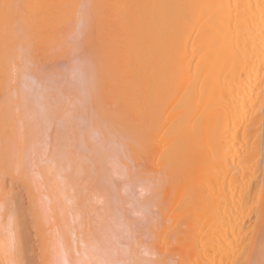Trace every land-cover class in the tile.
Wrapping results in <instances>:
<instances>
[{
    "label": "bare ground",
    "instance_id": "obj_1",
    "mask_svg": "<svg viewBox=\"0 0 264 264\" xmlns=\"http://www.w3.org/2000/svg\"><path fill=\"white\" fill-rule=\"evenodd\" d=\"M62 1H61V4H62ZM84 1H86V0H84ZM96 1H97V5L99 8V10L97 9V13H98V18H100V21L97 23L98 26H96L95 24L93 25L94 28L96 26L94 33L97 36H100L102 33L101 27H104V26H105V28L103 30H105L106 32L108 30V32H109V31H111L110 25L115 23V25L117 26V30H115L114 34L117 35L118 38L121 39V40L117 39V44H119V45L116 44L117 49L119 48L117 51L123 52V48H124V52L126 51L127 55H129V54L134 55L138 52L137 51L138 48H139V50L141 49V55H142V61H143L142 71L144 73L143 83L142 82L141 83L143 85L142 88H144V90H138L139 96H136V97L133 96L132 100L134 101L133 102L134 104H136V102L138 103L137 106H139V111H140V118H141L140 142H141V144L140 143L139 144L141 145L140 148L142 149L141 153H143V156H144L143 157L144 158L143 165L145 166V168L144 167L143 168H144V170L146 169V172H144L145 173L144 176L146 177V180L152 182L150 184L151 187L148 185L150 187V188L148 187L149 194L147 195V197L145 199L153 201L154 206L157 208V212H158L159 217L160 216L163 217V218L160 217L162 219V220H160V224H162V226H163L165 221L168 222L167 224L165 222L166 226L162 227L163 232H164V227H167L168 224L170 225L168 227L171 228V226H173V224H175L176 222L182 221L181 224L184 226V228L187 229L191 234H194V236L192 235L193 237H190L189 239L194 241L193 242V244L195 246L194 248L195 249L197 248L196 253H200L199 251L201 250L202 245L201 246L199 245V239L200 238L198 239V241L195 240V236L197 234L196 232H200V231H203L205 229H210L214 226L218 230H220L219 235L221 236V238H220V240H219V238L217 240H219L221 242L224 238L231 236L232 234L234 236L235 232L239 233L242 230V223H243V219L245 217L244 212H245V210H247L246 208H247L249 203H252L254 201L256 204V208L253 209V212H254L253 214L260 217L264 213V80H262V81L260 80V84H256V82L259 83L258 77L260 76V74L262 75V77L264 75V0H106V4H104V0H96ZM7 2H9V1H7ZM33 2L34 3L36 2V4L39 5L37 0L36 1L33 0ZM69 2H67V3H69ZM11 3H13V2H11ZM34 3H32V4L34 5L33 7L35 8V11H36L37 5H35ZM55 3H56V0H55ZM57 3L60 4V1L58 0ZM48 4H50V1ZM73 4H76V3L72 2V4H71V2H70L71 6H73ZM13 5L14 4H12V6ZM16 5L17 4H15L14 7L18 8ZM18 6L20 7L19 2H18ZM31 6H30V8H31ZM52 6H54V5H52ZM87 6L89 7V4H87ZM75 7H76V5H75ZM23 8H24V5H23ZM58 8L59 7L57 6V10H58ZM26 9H27V7H26ZM26 9H24V12L26 11ZM75 9H74V11H75ZM16 10L14 9V12H16ZM105 10L108 14L107 13L103 14L105 12ZM17 11L20 12V10H17ZM32 11L35 14L33 9H32ZM29 12L31 15V11H29ZM20 13H22V12H20ZM69 13H72V12L69 11ZM69 13H68V15H69ZM13 14L15 15V13H13ZM17 14H16V16H19V14L18 15ZM59 16H60V14H59ZM23 17H24V14H23ZM23 17H22V19H23ZM49 17H50V15H49ZM49 17H48V19H49ZM33 18H36L37 20L39 19L38 21H40V19H42V16H41V18L40 17L38 18L37 16H34ZM33 18H32V20H33ZM16 20L17 21L19 20L21 22V18L16 19ZM16 20H14V21H16ZM26 20H25V23H27ZM60 20H58V24L60 23L59 22ZM45 21L48 22L47 19ZM84 23H85V21H84ZM36 24H37V22H36ZM19 27H20V24H19ZM19 27H17V29H18V33L20 34V31L23 29V26L21 29ZM37 27H38V25H37ZM106 27H107V30H106ZM41 28L44 29V26ZM39 29H40V27H39ZM83 32L84 31H82V33ZM25 33H26V31H25ZM37 34L35 36H37ZM32 36H33V33H32ZM18 37H19L18 38V40H19L20 36H18ZM38 37H40V36H38ZM41 37L43 38V36H41ZM26 38H27L26 43L27 44L30 43V42H28V36ZM31 40H32V38H31ZM25 41H26V39L24 40V43H25ZM32 41H34V40H32ZM39 41H40V39H38V43H39ZM111 41L113 43V39H111ZM107 42H109V41H107ZM111 44L109 43V45H111ZM0 45H2V44L0 43ZM30 45L31 44H29V47H30ZM5 46H7V45H5ZM38 46L41 49L42 45L41 46L38 45ZM88 46H90V45H88ZM120 46H121V48H120ZM122 46H123V48H122ZM23 47H24V49L21 48V51L23 50V53H27V51H25L26 47L25 46H23ZM30 48H32V47H30ZM11 49H12V47H11ZM13 49H12V52H13ZM86 49H87V47H86ZM90 49H89V51H90ZM35 50H37V49H35ZM31 52H32V49H31ZM31 52H30V54H32ZM18 53H19V55H21L20 54L21 52H18ZM71 53H73V51ZM89 53L90 52H88V54ZM9 54H10V52H9ZM13 54L15 56L17 55L16 53H13ZM13 54H12V58H11L12 60L14 58ZM81 54L79 53V54H77V56L78 55L81 56ZM90 55H91V53H90ZM91 56H94V55H91ZM34 57H35V55H34ZM64 57H65V55H64ZM84 57L87 58L86 56H84ZM94 57L96 59V56H94ZM41 58H42V56H41ZM74 58H75V56H74ZM20 59L21 58L18 59V63L20 62L19 61ZM90 61H91V59H90ZM90 61L89 60L87 61L88 62L87 68L89 67ZM93 61H94V58H93ZM10 62L11 63L12 62L17 63L16 60L10 61ZM4 65H5V63H4ZM12 65H13V63H12ZM85 65H86V63H85ZM136 65H137V63H136ZM5 66L7 68V65H5ZM8 66H9V63H8ZM28 66H29V64H28ZM131 66H132V64H131ZM14 67L17 68L16 65ZM32 67L33 66H31V68ZM10 68H12V66H10ZM21 69H22V72H24L23 67H21ZM8 71L10 72V70H8ZM35 71L37 72V68ZM130 71H131V69H130ZM18 72H21V71L19 70ZM31 72H33V71H31ZM85 72H86V70H85ZM97 72H99V71H96V70L92 71V69H90V71H88L87 76L85 75L86 76L85 83L87 86H92V85L96 86V84L99 83L98 75L96 74ZM21 74H23V73H21ZM27 74H29V73H27ZM139 74H140V71H139ZM48 76L49 75H47V77ZM62 76H63V74H62ZM22 77H24V74ZM26 79H25V81H26ZM64 80H62V81H64ZM30 82H31V80H30ZM58 83H61V82H58ZM130 83H131V81H130ZM3 85H5V84H3ZM31 85H32V82H31ZM34 85H36V84H34ZM136 85H138V84H136ZM260 85H261V87H260ZM80 86H82V85H80ZM133 87H134V85H133ZM20 89H21V87H20ZM106 89H108V88L106 87ZM135 91L136 90H133V89L131 90V96L136 94ZM24 92L26 93L27 90ZM92 92H93V90H92ZM22 93L20 94L21 96H22ZM89 93H91V92L89 91ZM38 94H40V92H38ZM126 95L128 96V94H126ZM17 96H19V95L17 94ZM7 97H8V95L6 96V98ZM11 97H12V95H11ZM25 97L27 98V96H25ZM13 98H14V96H13ZM24 98H22V100L25 101ZM3 99H5V98L3 97ZM16 99H18V98H16ZM5 101H6V99H5ZM9 101L13 102L8 97L6 102L9 103ZM24 101L22 103H24V105H26L27 102L25 103ZM87 101H88V107H87V105L85 106L87 108L85 111H88L92 115L94 112H96V109H97L94 94H92L91 97H89V100H87ZM81 102H82V100H81ZM20 104H21V102L19 100V106L16 105V107L22 106V104L21 105ZM5 105L6 104H4L3 112L5 109ZM12 105H13V103H12ZM34 105H36V104L34 103ZM34 105H33V107H34ZM30 106H32V105L30 104ZM41 106H42V104H41ZM6 107H7V105H6ZM26 107L27 108H23V109L28 110V112L30 111V115H28L29 117L26 116L27 120H28L26 122L30 123L35 118V116L33 114L34 118H32V116H31L32 112L29 109V106H26ZM12 109L13 108L11 107V110ZM21 109H22V107L20 108V110ZM23 109L21 110L22 112H23ZM34 109H37V107L36 108L34 107ZM40 109L41 108H39V110ZM45 110H46V108H45ZM12 112L13 111H10V113H12ZM24 112H23V115L27 114V111L25 114H24ZM46 112H47V110H46ZM110 112H111V110H110ZM137 112H138V110H137ZM41 113H40V115H41ZM18 114L16 116H18ZM11 115L14 117L15 112ZM131 115L132 114H130V117H131ZM92 116L94 117V115H92ZM96 116H97V114H96ZM5 117L7 120V116H5ZM45 117H47V116H45ZM48 117H49V115H48ZM83 117H84V115H83ZM24 118H23V122H25ZM31 118H32V120L30 121ZM58 118H57V120H58ZM119 118H121L120 115H119ZM1 119H3V118H1ZM40 119L41 118H39V120ZM42 119H43V116H42ZM115 119H116L115 125H114L115 121H113V124H112V126H114V127L118 124L117 117ZM11 120H12V118H11ZM14 120L11 122H14ZM48 120L49 119H47V121ZM120 120L121 119H119V121ZM19 121H21V120H19ZM33 121L36 122V119ZM85 121H86V119H85ZM0 122H2V121L0 120ZM8 122H9V120H8ZM39 122L37 121V124ZM97 122L99 123V120H97ZM28 123H27V127L29 125ZM33 123H31V124H33ZM98 123H97V125H95V127H97L99 125ZM24 124H26V123H24ZM132 124H133V122H132ZM7 125H9V124H7ZM11 125L12 124H10V126ZM43 125H45V123ZM48 125H50V124H47V126ZM93 125L94 124H92V122H91V127H93ZM129 125H130V123H129ZM0 126L3 128L2 131L4 132V127L2 125H0ZM31 126L32 125H29L30 128H32ZM79 126H81V125H79ZM124 126L125 125H123V127ZM131 126L132 125H130V127ZM14 127H15V125H14ZM30 128H28L29 131L27 130V133H28L27 137L29 140L28 143L33 145L35 142H38L37 140H38L39 136L37 138L36 132H37V129L39 130V128L37 127L36 130H33L34 128L30 130ZM132 128L133 127H131V129ZM80 129H82V128H80ZM90 130H91V128H90ZM123 130H126V129H123ZM128 130H129V126H128ZM13 131H15V128L13 129ZM16 131H17V128H16ZM16 131H15V133H17ZM24 131H25V126H24ZM80 131H82V130H80ZM92 131H93V129L91 130V132ZM97 131H98V129H97ZM121 131H119V132H121ZM8 132H9V130H8ZM88 132H89V130H88ZM129 132H132V130H129ZM97 133L99 134V132H97ZM12 134L15 135L14 132H11L10 135H12ZM89 134H90V132H89ZM132 135H131V137H132L131 139H133V137H134ZM137 135H138V133H137ZM98 137L100 139V136H98ZM104 137L105 136H103V138ZM6 138L7 137H3V140L6 141ZM103 138H101L102 141H103ZM40 139H42V137ZM83 139H84V137H83ZM106 139H108V138H106ZM7 140H8V138H7ZM9 140H10V137H9ZM1 141H2V139H0V142ZM12 141H13V139H12ZM44 141H45V139H44ZM107 141H109V140H107ZM39 142H41V141L39 140ZM110 143H112V142H110ZM118 143L119 142H117V144ZM100 144H101V141L98 145H100ZM103 144L104 143L102 142V144L100 146H102ZM106 144H109V143L106 142ZM113 144H115V143H113ZM44 145H45V142H44ZM100 146L97 148L98 151H99ZM40 147L42 150V146H40ZM40 147H38V148L40 149ZM96 147L97 146H94L93 148H96ZM117 147H119V144ZM29 148L30 149L32 148L31 145L29 146ZM35 148H37V145ZM113 148H115V147H113ZM23 149H25V148H23ZM101 149L105 153L103 146L101 147ZM44 150H45V146H44ZM49 150H50V148H49ZM65 150H66V148H65ZM35 151H36V149H35ZM7 152H8V149H7ZM40 152H45V151H40ZM106 153H108V152H106ZM11 154L13 155V152L12 153L10 152V155ZM6 155L9 158L10 155H8V154H6ZM12 155H11V157H13V156H14V158L17 157L15 154L13 156ZM43 155H44V153H43ZM48 156H49V154H48ZM100 157H102V156H100ZM19 158H18V160H19ZM27 158H28V156H27ZM103 158H104V156H103ZM106 158H108V157L106 156ZM32 159H34V157H32ZM30 160L31 159H29V162H30ZM104 160H105V158H104ZM104 160H102V161H104ZM13 162H14V160H13ZM19 162L22 164L23 161L21 162L19 160ZM19 162H18V164L20 165ZM31 162H34V161L32 160ZM125 164H122V165L124 166ZM19 165H17V163H16V166H19ZM35 165H36V163H35ZM30 166H31V168L33 167L32 165H30ZM46 166L47 165L44 166L45 169H46ZM242 166H245L248 168V170L246 169L247 172L245 169L243 172V174L246 172L245 173V179H246V177H248L249 169L250 170H256V171H258L260 169V173L258 176H256V178L252 177V178H255V180H254L250 177L251 176V171H250V175H249L250 179H249V177L246 180L242 179V181H239V184L234 185L233 182H232L233 184L231 183L232 177L235 173H238L239 168ZM48 167H49L47 169L48 176L47 175L42 176L43 172L41 173V171H39V169L37 168L38 169L37 171H39V174L41 173L42 180H43L42 182L40 181V184L41 183H42V185L45 184L46 188H50L51 191L54 190L57 192L56 193V195H58L57 200L59 199L58 202L56 200L57 204L60 201L59 196L61 198L62 197L65 198L66 201L71 199L70 197L74 194V193H72L73 189H72V186H70V182H67L66 178L62 177V175L60 173V171L62 169H60V166L55 167L53 165H50ZM79 169H80V167H79ZM133 169L135 170V167H133ZM133 169H132V166L129 168V170L130 171L132 170V172L134 171ZM234 169H236V170H234ZM106 170H107V168H106ZM18 171H19V169H18ZM37 171H36V169L34 170V172H37ZM44 172L46 174V171H44ZM233 172H235V173H233ZM254 172L255 171H253V173ZM106 174L108 175L109 173L106 172ZM238 174H236V175H238ZM79 175H80V173H79ZM133 176H135V175H133ZM239 179H240V177H239ZM139 180H141V179L139 178L138 181ZM146 180L144 179V182ZM237 180H238V178H237ZM250 180H252V181H250ZM37 181H39V180H37ZM2 182H4V181H2ZM142 182H140V183H142ZM37 184L39 186V183H37ZM3 188H4V190L6 189L5 187H3ZM46 188H45V190H46ZM42 189H44V187ZM2 190L0 192H2ZM6 191H7V189L5 190V192ZM142 192H143V190H142ZM75 193H77V192H75ZM42 194H44V193H42ZM47 194H48V192H47ZM52 195H53V193H52ZM44 196H45V194H44ZM75 197L73 195L72 199H75ZM19 198H21V197H19ZM31 198H32V196H31ZM40 198L42 199V195ZM38 200H39V197H38L37 201ZM19 201H21V199ZM46 201H47V198H46ZM49 201H50V199L48 198V202ZM62 201H63V199H62ZM62 201H61V203H62ZM8 202L7 203L10 204L9 205L10 206V209H9L10 213H8L9 216L4 213L6 216H8V218H6L7 219L6 221L4 220L2 232L0 234V256L2 255L1 258H4V260H6V263L8 262L7 264H15L16 262H20V260H21V257H22L21 253H22V248H23L22 244L24 242V236L26 234H25L24 222L22 219V215H23L22 208L19 206V204L17 202H15L14 200H12L10 198H9ZM73 202H74V200H73ZM41 203H42V201H41ZM54 203H55V201H54ZM86 203H87V201H86ZM46 204H47V202H46ZM69 205L71 207L70 203H69ZM81 205H83V203H81ZM53 206H54V204H53ZM28 207L29 206H27L26 209H29ZM42 207H44V206L42 205ZM77 209H78V207H77ZM64 210H65L64 208H60V211H64ZM47 212H49V211H47ZM76 213H77V215L80 214V213L78 214L77 211H76ZM81 213L83 214L84 212H81ZM73 214H74V212H73ZM85 214H87V213L85 212ZM51 216H52V214H51ZM80 216H81V214H80ZM80 216H79V218H77V220L80 219L81 220L80 222H82L81 217H83V216H81V217ZM3 217L5 218V216H3ZM51 218L52 217H50V219ZM164 218H165V221L163 222ZM44 219H45V217H44ZM53 219H54V221L56 220L55 217ZM60 219L64 221L62 215L60 216ZM87 220H88V218H87ZM64 222H63L64 225H63L62 231L60 228L59 229L57 228L61 232L57 231L58 233L54 234L55 235L54 236V239H55L54 240V246L56 243V246L58 247L57 250L54 249V250H56V252L54 251L55 252L54 254L56 255L57 258L54 257L53 261H51L52 259L51 260L49 259L51 261L50 263L53 262V264H58V263L59 264H99V261L97 262V260H96L97 253L95 255L94 250H93V253L91 252L92 249L95 247L85 246V245L82 246L81 243H78L77 242L78 240H79V242L82 241V237L80 236V238H81V240H80L79 235L77 236L78 233L75 229V226L73 228V227H71V224L69 225V224L64 223ZM84 222L85 221H83V225H84ZM36 223H38V222H36ZM73 225H75V224H73ZM86 226H84V227H86ZM158 226H160V225L158 224ZM77 227H78V224H77ZM174 227H176V226H174ZM86 228H88V227H86ZM48 229H50V228H47V231H48ZM212 229H214V228H212ZM83 230H84V228H83ZM67 231L72 232V235L74 234L73 231H75L74 237L73 238L71 237L68 239V236L66 234ZM54 232H55V230H54ZM84 232H86V231H84ZM151 232H152V234L155 233V232L153 233V231H151ZM42 233H44V232H42ZM81 233H82V231H81ZM215 233H216V231H215ZM45 234H47V233H45ZM93 234H94V232H93ZM170 236H168V237H170ZM199 237H200V235H199ZM160 238H162V236ZM193 238H194V240H193ZM73 239H75V240L77 239V241H73ZM69 240L72 241V243H71L72 246L70 245V242H68ZM83 240H84V238H83ZM217 240H215V241L217 242ZM263 241H264V239H263ZM76 242H77L78 246L76 245ZM84 242H85V240H84ZM88 242H89V240H88ZM190 242L191 241H189V243ZM73 243H75L74 246H73ZM191 243H190V246H192ZM201 243H202V241H201ZM80 244L83 248L82 247L79 248ZM86 244H87V242H86ZM103 245H104V242H103ZM117 245H116V247H117ZM92 246H93V244H92ZM182 246H183V244H182ZM75 247H77V248H75ZM88 247H89V250H88ZM90 247H91V249H90ZM198 247L199 248L201 247L200 250H198ZM203 247H206V246L204 245ZM108 248L105 251H108ZM211 248L207 247V248H204V250L205 249L206 250L208 249L209 251L212 249H213L212 251L215 250V248H212V249ZM217 248H219V249H217L219 254H221L223 252V250L227 251L226 246H223V248H222V246H219V247L217 246ZM104 249H106V248L104 247ZM228 249L230 250L231 248H228ZM101 250H103V249L101 248L100 251ZM219 250L222 252L220 253ZM233 250H234V248L232 250H230V252H232ZM96 252H98V251H96ZM226 253L227 252H225V254ZM45 254L46 253H44V255ZM50 254H51V252H50ZM135 254L136 253H134V254H132V252L130 253L129 259H127V260H129V262L127 261L128 264H137L140 262V259L138 260L139 257L136 259ZM230 254H233V253H230ZM107 255H106V257H107ZM198 256H199V259L201 258L200 260H202V258H203L202 253H201V255L200 254L197 255V257ZM133 257H135V258H133ZM228 257H226V258H228ZM40 258H41V256H40ZM52 258H53V256H52ZM110 259H111V256H110ZM118 259H119V257H118ZM54 260H56L58 263H56V261H54ZM200 260H198V261H200ZM223 260H224V257H223ZM120 261L122 262L123 260H120ZM261 261H262V259L259 260V263ZM42 262H43V260H42ZM25 263L26 262L24 261V264ZM50 263H48V264H50ZM108 263H110V262H106V264H108ZM103 264H104V262H103Z\"/></svg>",
    "mask_w": 264,
    "mask_h": 264
},
{
    "label": "rangeland",
    "instance_id": "obj_2",
    "mask_svg": "<svg viewBox=\"0 0 264 264\" xmlns=\"http://www.w3.org/2000/svg\"><path fill=\"white\" fill-rule=\"evenodd\" d=\"M37 1L39 5H37L36 2L34 3L33 0H22V1L21 0L20 1L19 0L18 1L17 0H5V1L0 0V35L2 36V37L0 36V43L2 44L0 45V50H1L0 51V84H1L0 85V120L2 121L0 122V125L4 127V132L6 133L5 134L2 131L3 128L0 126V139H2V141L0 142V186H1L0 191L3 189L2 190L3 193L0 192V234L2 232L4 220L5 221L7 220L6 218H8L9 216L8 213H10L9 212L10 204H8L9 203L8 200L10 198L14 200L15 202H17L19 206L22 208V213H23L22 219L24 222L25 234H26L24 236V242L22 244L23 248H22V253H21L22 255L21 260L20 262H16L15 264H18V263L24 264V261L26 262L25 264H48L51 261H53L54 257H56L54 253L58 249V247L56 246V243L54 246V240H55L54 234H57L58 232L62 231L64 221H65L64 223H67L69 225L71 224V227L73 228L75 226V229L78 233L77 236L79 235V238L80 236L82 237L81 242H79V240L77 241V239L76 240L73 239V241H77L78 243H81L82 246L85 245V246L95 247L92 249V251L91 250L90 251L93 253V250H94L95 255L97 253L96 260L97 262L99 261V264H103V262L104 264H106V262H110L108 264H114V263L115 264H119V263L128 264L129 260L127 259H129V255L131 252L132 254L136 253L135 254L136 259L139 257L138 260L140 259V262L138 261L139 263L137 264H192V263L193 264H244V263L245 264H264V261H263L264 260V251H263L264 250V241H263L264 239V213L260 217L253 214L254 213L253 209L256 208V204L254 201L252 203H249L250 205L248 204L246 208L247 210H245L244 212L245 217L242 223V230L239 233L235 232L237 235L234 233V236L232 234L231 236L224 238L220 242L219 241L221 238V236L219 235L220 230H218L214 226L212 227L214 229L210 228V229H205L200 232H196L197 234L195 236V240L198 241V239L200 238L199 245L200 246L202 245L201 246L202 248L200 247L201 250L198 247V250H200L199 251L200 253H196L197 248L196 249L194 248L195 247L193 244L194 241L189 239L190 237H193L194 234H191L187 229L184 228V226L181 224L182 221L176 222L177 224L176 223L173 224L171 228L168 227L170 226L168 224L167 227H164V232H163L162 227L166 226L165 218L163 219V222L164 221L165 222H164V225L162 226V224H160V220H162L161 218L163 217L162 216H160L161 218L159 217L157 208L154 206L153 201L148 200V199L147 201L145 199L147 195L149 194L148 187L149 186L151 187L150 184L152 182L146 180V177L144 176L145 175L144 172H146V169L144 170L145 168V166L143 165L144 156H143V153H141L142 149L140 148L141 147L140 145L141 144L140 142V130H141L140 129V124H141L140 111H139V106H137L138 103L136 102V104H134L133 103L134 101L132 100L133 96L135 97L139 96L138 90H144V88H142L144 73L142 71L143 61H142L141 49L139 50L138 48L137 50L138 52L134 55H130V54L127 55L126 51L124 52L123 46H122L123 52L117 51L119 49V48L117 49L116 47L117 39H120V38H118V36L114 34L115 30H117V26L115 25V23L110 25L111 31L109 32L107 30V27H106L107 32L103 30L105 28L104 26V27H101L102 33L100 36H97L94 33L96 26H98L97 23L100 21V18H98V13H97V9L99 10V8H98L96 0H86V1L84 0H63V1L59 0L60 4L57 3L58 0H56V3H55V0H42V1L40 0L41 2L39 0ZM49 1H50V4H48ZM61 1H62V4H61ZM69 1L71 2V4L72 2L76 4H73V6H71ZM18 2H19L20 7L18 6ZM32 3L37 5L36 11ZM12 4L14 5L12 6ZM15 4H17L16 6L18 8L14 7ZM51 4L54 6H52ZM87 4H89V7L87 6ZM104 4H106V0H104ZM23 5H24V8H23ZM75 5L77 8L75 7ZM57 6L59 7L58 10H57ZM14 9L20 10V12L24 14V17H23V14L17 10L16 12H14ZM24 9H26L25 12H24ZM32 9L34 10L35 14L33 13ZM71 9L73 11L75 9V11L73 12ZM29 11H31V15ZM69 11L72 13H69ZM13 13H15V15ZM17 13L18 14L20 13L19 16H16ZM105 13H107L106 10L103 14ZM34 16H37L38 18L39 17L41 18L42 16V19L38 21L39 19L37 20L36 18H33ZM15 18L16 19L21 18V22L19 20L17 21ZM45 18L48 20V22L45 21L46 20ZM14 20H16L20 24V27H19V24ZM25 20L27 23H25ZM58 20H60L59 24H58ZM94 24L96 25L95 28L93 27ZM22 26H23V29L21 30L22 32L20 31V34H19L17 27L21 29ZM43 26H44V29L41 28ZM82 31L84 32L82 33ZM32 33H33V36H32ZM35 33L36 34L38 33L37 36H35L36 35ZM17 35L20 36L19 40H18L19 37ZM27 36H28V42H30L28 44L26 43ZM41 36H43V38ZM31 38L34 41H32ZM25 39L26 41L24 43ZM38 39H40L39 43H38ZM111 39H113V43ZM109 43L110 44L112 43L113 45L112 44L109 45ZM29 44H31L30 47L32 48L29 47ZM38 45L40 46L42 45L41 49ZM23 46L26 47L25 51H27V53L29 52L28 54L23 53V50L21 51V48L24 49ZM11 47L12 49L14 48L13 52H12ZM88 48L89 49L91 48L90 51ZM31 49H32V52H31ZM92 49L94 51L96 50L95 51L96 53ZM72 51L73 53H71ZM87 51L90 52L91 55L96 56V59L94 56H91L90 53L88 54ZM18 52H21L20 53L21 55H19ZM30 52L32 54H30ZM13 53H16L17 55L15 56ZM79 53L80 54L82 53L81 56L80 55L77 56V54ZM12 54L14 57L13 60L11 59ZM83 55L86 56L87 58H85ZM41 56L43 59L41 58ZM92 57L94 58V61ZM17 58L18 59L21 58L19 60L20 61L19 63H18ZM14 60H16L17 63L12 62L13 63L12 65L10 61H14ZM88 60L90 62H89V67L87 68ZM4 63L5 65H7V68L4 65ZM8 63H9V66H8ZM15 65L17 68L14 67ZM10 66H12L13 69L10 68ZM31 66L33 67L31 68ZM21 67H23L24 72H22ZM35 67L37 68V72L35 71L36 70ZM90 69H92V71L93 70L99 71L96 73L98 75V81H99V83L97 82L98 84H96V86L94 85L87 86L85 83V78L88 74V71H90ZM8 70H10V72ZM19 70L21 72H18ZM139 71H140V74H139ZM21 73L24 74V77H22L23 74ZM47 75L49 76L47 77ZM30 80L32 82V85H31ZM258 80H259V83L256 82V84H260V80L261 81L264 80V75L262 77V75L260 74V76L258 77ZM58 82H61V83H58ZM33 83L36 85H34ZM106 87L108 89H106ZM132 89L136 90L135 91L136 94L131 96ZM26 90L27 92L25 93L24 91ZM37 91L40 92V94H38ZM89 91L91 93H89ZM21 93L23 97L20 95ZM17 94L19 96H17ZM92 94H94L95 96L96 106H97L96 112L92 114L94 115V117L88 111H85L87 109L85 106L87 105L88 107L87 100H89V97H91ZM126 94H128V96ZM7 95L9 99H11L13 102H10V101L9 103L6 102L8 98V97L6 98ZM25 96H27V98ZM3 97L6 99V101L5 99H3ZM21 97L22 98L25 97L24 98L25 101L22 100ZM19 100L22 106L16 107V105L19 106ZM23 101L25 103L27 102L26 105L22 103ZM2 102L7 105V107L5 105L4 112H3L4 104ZM34 103L37 106L34 105ZM30 104L32 106H30ZM33 105L35 108L37 107V109H34ZM26 106H29V109L32 112L31 116L32 118H34L33 117V114H34L35 118L33 120L36 119V122L33 121L32 118L30 119V121L32 120V122L30 123L26 122L28 121L26 116L30 115V111L28 112V110L23 109V108H27ZM11 107L15 111L13 109L11 110ZM21 107L23 109V112L25 111L24 114L26 113V111H27V114L23 115V112L21 111L22 109L20 110ZM39 108L41 109L39 110ZM10 111H13V112L10 113ZM14 112H15V115L13 117L11 114H13ZM39 112L40 113L42 112L41 115ZM17 114L18 116H16ZM130 114H132L131 117H130ZM119 115L121 118H119ZM5 116H7V120ZM42 116H43V119H42ZM45 116H47L48 118ZM115 116L117 117L118 124L114 127L112 126V124H113V121H115L114 125L116 123ZM23 118L25 122H23ZM39 118L41 119L39 120ZM47 119L49 120L47 121ZM96 119L99 120V123L97 122ZM119 119L121 120L119 121ZM13 120L14 122H11ZM37 121L38 122L40 121L41 123L39 122L37 124ZM91 122L92 124H94L93 125L94 128L91 127ZM27 123L29 125H32L31 126L32 128H30L29 125L27 127ZM42 123L43 124L45 123L46 126L47 124H50V125L46 127ZM97 123L99 125L95 127ZM129 123L130 125H132L131 126L133 127L132 129ZM10 124L12 125L10 126ZM13 124L15 125V127ZM123 125H125L127 128L125 126L123 127ZM24 126H25V131H24ZM128 126H129V130H132V132H129ZM37 127L39 128V130L37 129V132H36L37 138L39 136L37 140L38 142H35L32 145L28 143L29 140L27 137L28 135L27 130L28 128H30V130L33 128H34L33 130H36ZM14 128H15V131L17 128L16 132L18 134L15 133V131H13ZM90 128L91 130L93 129L92 132ZM79 129L82 131H80ZM123 129H126V130H123ZM11 132H14L15 135L13 134L10 135ZM97 132H99V134ZM97 135L100 136V139ZM131 135L134 136L133 139L135 141L131 139L132 138ZM103 136L105 137L103 138ZM3 137H7L8 140L7 138H6V141L3 140ZM9 137H10V140H9ZM41 137L42 139H40ZM101 138H103V141ZM39 140L41 142H39ZM104 140L108 142L109 144H106ZM107 140H109L112 143H110ZM100 141H101V144L102 142L104 143L102 146H103V149L105 150V153L101 149L102 147L100 146L101 144L98 145ZM44 142H45V145H44ZM117 142H119L118 143L119 147H117L118 146ZM30 145L32 147L31 149L29 148ZM36 145H37V148H35ZM39 145L42 146V150ZM44 146H45V150H44ZM92 146L93 147L97 146V147L93 148ZM99 146L100 148L98 151L97 148ZM38 147H40V149ZM49 148L51 151L49 150ZM7 149H8V152H7ZM40 151H45V152H40ZM10 152L11 153L13 152V155L15 154L17 157L14 158L12 154L11 155L13 157H11ZM6 154L10 155L9 158L7 157ZM31 156L34 157V159H32ZM106 156L108 158H106ZM18 158L21 162L23 161L22 164L19 162ZM29 159H31L30 162H29ZM32 160L34 162H31ZM18 162L20 163V165L18 164ZM16 163L19 166H16ZM122 164H125L124 166L126 168ZM30 165H32L33 167L31 168ZM45 165H47L46 169L44 168ZM50 165H53L55 167L60 166V169H62L60 173L63 178H66L67 182H70V186H72V189H73L72 193H74L73 194L74 197L76 196L75 199H72V196H73L72 195L70 197L71 199L66 201L65 198L63 197L61 198L59 196L60 201L57 204L59 200V199L57 200V196H58L56 195L57 192L54 191L53 189H52L53 191H51L50 188H46L44 183H43L44 185H42V183L40 184V181L41 182L43 181L42 176H46V175L48 176L47 169L49 168L48 166ZM131 166H132V169L133 167H135V170L133 169L134 170L133 172L132 170L131 171L129 170ZM37 168L39 169V171H41V173L43 172L42 176H41V173L39 174V171H37L38 170ZM35 169L37 172H34ZM244 169L248 170L247 167L242 166L239 168V171H238V173L240 172L239 174L235 173L236 171L233 172L235 174L232 177L231 183L233 182L234 185H236V184H239V181H242V179L244 180L248 179L250 175V171H251V176H250L251 178L252 177L256 178V176H258L260 173V169L258 171L249 169L248 177H246L245 179V173L247 172V170L243 174ZM44 171H46V174ZM253 171H255L256 173L255 172L253 173ZM106 172L109 174L107 175ZM238 176L240 177V179ZM139 178L141 180L138 181ZM143 178L146 180L145 182ZM255 178H252V179L255 180ZM36 179L39 181H37ZM37 183H39V186ZM3 187L7 189L6 192H5L6 189L4 190ZM43 187L44 189H42ZM42 193H44L45 196ZM41 195H42V199L40 198ZM38 197H39V200L37 201ZM46 198H47V201H46ZM48 198L50 199L49 202H48ZM20 199L21 201H19ZM41 201L42 203L43 202L44 203L42 204ZM86 201L88 204L86 203ZM69 203L71 204V207ZM81 203H83V205H81ZM42 205L44 207H42ZM27 206H29L28 208L30 210L26 209ZM60 208H64L65 210L60 211ZM76 211L78 212V214L80 213L81 216L83 217H81L80 214L77 215ZM81 212H84V213L82 214ZM85 212L87 214H85ZM4 213L8 216H6ZM60 214L62 215L64 221L60 219V216H61ZM3 216H5V218ZM49 216L52 218L50 219ZM79 216L81 217L82 222H80L81 221L80 219L77 220ZM54 217L56 219L55 221L53 219ZM83 221H85L84 225H83ZM36 222H38L39 224ZM167 223L168 222H166V224ZM77 224H78V227H77ZM158 224L160 226H158ZM47 228H50L52 231L50 229H48L47 231ZM57 228L58 229L60 228L61 231L58 230ZM80 230L82 231V233ZM214 230L216 231V233ZM151 231L155 233L152 234ZM73 232L75 234V231ZM66 234L68 236V239L71 237L72 238L74 237V234L72 235V232L67 231ZM161 236L162 238H160ZM218 238L219 240H217ZM70 240L68 242H70V245L72 246L71 244L72 241ZM200 240L202 241V243ZM215 240H217V242ZM189 241L192 242V243L190 242L192 246H190ZM77 242H76V245L78 246ZM103 242L105 246L103 245ZM81 244L79 245L80 246L79 248L82 247ZM115 244L116 245L118 244L117 247ZM203 244L206 247H203L204 246ZM74 245L75 243H73V246ZM217 246L218 247L222 246V248L223 246H226L227 251L223 250L222 252L220 251L221 250L220 249L219 252L220 253L222 252V253L219 254L217 251V249L219 248H217ZM104 247L106 249H104ZM207 247L215 248V250L212 251L213 250L212 248H211L212 250H210L211 252L208 249L204 250V248H207ZM101 248L103 250L100 251ZM107 248H108V251H105L107 250ZM228 248H231L230 250L234 248V250L230 252ZM88 250H89V247H88ZM225 252L227 253L225 254ZM44 253L46 254L44 255ZM201 253L203 257L202 260H200L201 258L199 259V256L197 257V255L199 254L201 255ZM230 253H233V254H230ZM39 255L41 256V258ZM110 256H111V259H110ZM1 257L2 255L0 256V264H7L8 262L6 263V260H4V258H1ZM223 257H224V260H223ZM49 259L50 260L52 259V260L50 261ZM261 259L262 261L259 263V260ZM120 260H123V261L121 262ZM56 263L58 262L56 261ZM50 264H53V262Z\"/></svg>",
    "mask_w": 264,
    "mask_h": 264
}]
</instances>
